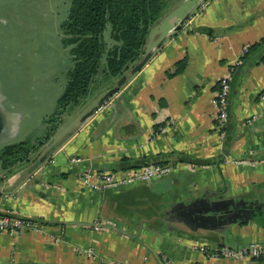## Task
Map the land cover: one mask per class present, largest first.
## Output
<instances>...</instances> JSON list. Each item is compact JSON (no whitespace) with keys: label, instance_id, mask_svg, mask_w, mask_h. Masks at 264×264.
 <instances>
[{"label":"crops","instance_id":"0c3cea01","mask_svg":"<svg viewBox=\"0 0 264 264\" xmlns=\"http://www.w3.org/2000/svg\"><path fill=\"white\" fill-rule=\"evenodd\" d=\"M192 3L150 27L141 58L151 56L136 72L125 71L104 104L101 91L70 125H47L42 140L30 139L27 160L0 169V211L34 223L0 231V264H264L192 247L264 243L262 221L207 210L217 198L264 202V0ZM237 58L221 138L211 96ZM5 108L19 124L22 114ZM18 129L12 126L0 148L26 139L29 129ZM158 152L170 157L167 174L103 190L80 182L83 169L121 174ZM170 152L199 162L174 160Z\"/></svg>","mask_w":264,"mask_h":264},{"label":"rangeland","instance_id":"374dc122","mask_svg":"<svg viewBox=\"0 0 264 264\" xmlns=\"http://www.w3.org/2000/svg\"><path fill=\"white\" fill-rule=\"evenodd\" d=\"M196 1L166 0L161 19L152 25H164ZM70 3L71 0H0V93L5 106L22 114L18 132L29 129L24 136L29 143L30 139L42 140L48 124L44 118L54 111L67 81L71 57L62 43L60 24ZM119 78L93 83L82 103L65 110L59 124L70 125L84 105L95 103L97 93L105 91L104 96L109 89L106 87L115 85Z\"/></svg>","mask_w":264,"mask_h":264},{"label":"trees","instance_id":"16d2710c","mask_svg":"<svg viewBox=\"0 0 264 264\" xmlns=\"http://www.w3.org/2000/svg\"><path fill=\"white\" fill-rule=\"evenodd\" d=\"M165 6L166 0H71L67 16L60 24L61 40L69 49L71 66L54 111L44 118L50 131L67 108L82 103L93 83L120 77L141 58L149 29ZM34 147L25 139L6 143L0 148V169L14 170L29 158ZM169 155L174 160L198 161L182 152ZM164 157L158 152L137 159L132 166L163 163L170 158Z\"/></svg>","mask_w":264,"mask_h":264},{"label":"built area","instance_id":"2783aa9c","mask_svg":"<svg viewBox=\"0 0 264 264\" xmlns=\"http://www.w3.org/2000/svg\"><path fill=\"white\" fill-rule=\"evenodd\" d=\"M240 63L237 58L227 71L218 81V86L211 96V102L214 107V125L218 130L221 138L226 135L228 124V98L230 93V81L235 66ZM103 104L96 107V111L101 109ZM70 160L76 162L80 160L78 156L70 157ZM170 163L150 162L140 166H135L119 172L101 171L95 169H83L80 172V182L95 190H103L110 187H116L121 184L131 183L139 180H147L155 175L167 174L171 171ZM33 220L16 216L11 213H0V231L13 230L17 231L22 228H32ZM193 248L202 251L209 257H225L236 260L255 259L264 261V243L249 242L246 245L236 247L208 248L203 244H193ZM84 251L90 255L92 249L86 248Z\"/></svg>","mask_w":264,"mask_h":264},{"label":"water","instance_id":"95a60500","mask_svg":"<svg viewBox=\"0 0 264 264\" xmlns=\"http://www.w3.org/2000/svg\"><path fill=\"white\" fill-rule=\"evenodd\" d=\"M188 14H185L181 19L179 24L176 25V28H179L180 24L186 19ZM151 56V52H146L142 58H140L138 61L132 64L131 71H137L139 70L149 59ZM126 74H122L117 81V83L110 87L105 95L103 96V100L106 99L110 94H113L117 91L118 87L125 81ZM3 96L0 93V142H5L10 138L12 126L15 128L18 125V114L15 112H12L11 110L5 108L3 105ZM101 103V102H100ZM100 103L97 104L100 105ZM96 106V107H97ZM94 108L89 109L84 115L83 119L92 114ZM211 206L207 207V210L210 212H217L220 215V218L223 216L225 219L231 217V213L226 212L227 209H234L236 211L240 210V212L245 213L246 208H252L254 207L255 210L251 214H246V217L249 218H255L258 222L262 221L264 223V202H260L257 204L253 203H241L236 201L233 198L230 199H223V198H217L215 200H211ZM219 205V206H218ZM0 213H3L0 211Z\"/></svg>","mask_w":264,"mask_h":264},{"label":"flooded vegetation","instance_id":"af4514ba","mask_svg":"<svg viewBox=\"0 0 264 264\" xmlns=\"http://www.w3.org/2000/svg\"><path fill=\"white\" fill-rule=\"evenodd\" d=\"M254 210L255 208L252 207V208H246L245 213L240 212V210L236 211L234 209H227L226 212L231 213V217L244 218L246 217V214H251Z\"/></svg>","mask_w":264,"mask_h":264}]
</instances>
